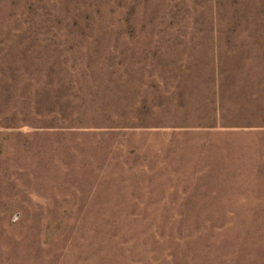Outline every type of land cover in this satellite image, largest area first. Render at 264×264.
<instances>
[{"label": "rangeland", "instance_id": "rangeland-1", "mask_svg": "<svg viewBox=\"0 0 264 264\" xmlns=\"http://www.w3.org/2000/svg\"><path fill=\"white\" fill-rule=\"evenodd\" d=\"M0 264H264V0H0Z\"/></svg>", "mask_w": 264, "mask_h": 264}]
</instances>
